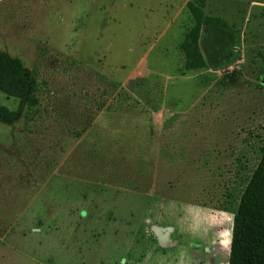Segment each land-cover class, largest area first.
Listing matches in <instances>:
<instances>
[{
	"label": "rangeland",
	"instance_id": "1",
	"mask_svg": "<svg viewBox=\"0 0 264 264\" xmlns=\"http://www.w3.org/2000/svg\"><path fill=\"white\" fill-rule=\"evenodd\" d=\"M187 1L0 0V51L39 84L0 122V264H227L264 151V0H206L230 52L212 64L204 28L196 71Z\"/></svg>",
	"mask_w": 264,
	"mask_h": 264
},
{
	"label": "trees",
	"instance_id": "2",
	"mask_svg": "<svg viewBox=\"0 0 264 264\" xmlns=\"http://www.w3.org/2000/svg\"><path fill=\"white\" fill-rule=\"evenodd\" d=\"M205 6L206 0H188L185 3L192 20L191 28L179 45L185 71H196L207 66L200 48L204 28L203 40L211 63L220 64L229 56V40L221 31L227 27V23L222 18L206 15ZM117 88L116 84H111V92ZM38 91L37 80L25 70L23 63L0 51V93L17 100L15 109L0 104V122L13 124L23 108H35L39 104ZM120 95L116 91V98ZM124 99L131 98L124 96ZM128 105L133 107L132 104ZM227 264H264V151L233 215Z\"/></svg>",
	"mask_w": 264,
	"mask_h": 264
}]
</instances>
